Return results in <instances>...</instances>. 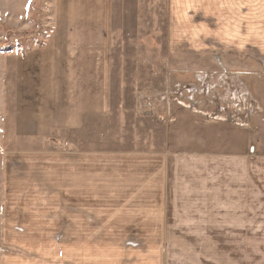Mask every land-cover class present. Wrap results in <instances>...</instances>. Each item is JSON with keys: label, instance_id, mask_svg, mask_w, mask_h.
Listing matches in <instances>:
<instances>
[{"label": "rangeland", "instance_id": "obj_1", "mask_svg": "<svg viewBox=\"0 0 264 264\" xmlns=\"http://www.w3.org/2000/svg\"><path fill=\"white\" fill-rule=\"evenodd\" d=\"M138 1L113 34L110 93L103 74L67 71L78 47L49 50L64 37L51 0L23 19L15 0L0 20V264H264V219H251L264 194L248 204L231 167L224 182L215 163L184 165L185 152L216 162L247 141L264 156V16L242 14L236 36L253 32L250 43L226 41L214 19L190 40L168 32L169 0H141L144 27Z\"/></svg>", "mask_w": 264, "mask_h": 264}, {"label": "crops", "instance_id": "obj_2", "mask_svg": "<svg viewBox=\"0 0 264 264\" xmlns=\"http://www.w3.org/2000/svg\"><path fill=\"white\" fill-rule=\"evenodd\" d=\"M129 1L130 0H51L50 2L51 11L54 12L56 16L55 34H59L60 36L64 34V37H61L60 39L56 35V37L59 38L58 40H55V37H53L49 50L53 48V44L55 48H58V53H60V49H62L64 52L63 47H66L68 50L78 47L79 53L77 52V57L75 55V58L72 59L73 62H70V64L66 63L67 71L69 73L73 72L79 77H94L96 75L103 74L105 79L109 78L110 80V85L107 89L109 93L110 86L112 85V64L110 61H112L113 54L110 53V50L115 39L113 38V34L117 29L122 31L128 29L127 26H129V23L126 20L128 19L127 6ZM156 1L160 3V0ZM14 2L15 0H0V20L5 17V14L8 17L14 14L12 11H10V9H8L9 5L10 7L12 6L13 10L16 9V6L17 8L22 7V15L19 14L17 16L18 19H23V17L31 12L33 6L36 4V0H18V5L13 6ZM149 5L150 4L141 2V0L138 1L137 10L142 15L139 17V19L143 22L141 27H144L146 24L147 20L145 19H147L146 13L148 12ZM167 6L169 7V15L171 16V20L173 22V24L167 26V29H169L168 32H172L173 30L175 37H185L186 39L190 38V40L196 39V37L199 38L200 34H208L203 23H208L209 20L212 21V19H214L218 21L220 25H222L220 36L223 39L226 41H231V38H237V43H242L247 40L248 42L245 43H250L251 40L255 39L253 32L250 33L249 36L244 35L241 38L243 39L241 41L239 40L240 37L236 36V34H239V32L235 31V29L238 30L240 27V24L243 20L242 14L244 12H252L259 14L260 16H264V0H169ZM151 11H155V9H151ZM225 15H229V17H226ZM120 16L121 21H119ZM117 17H119L118 23H120V26H117ZM193 22H200L199 24L201 25H195ZM194 28H196L198 31H193ZM62 29L66 30L65 33L61 31ZM178 33L180 34L178 35ZM121 36H124V32L121 33ZM126 36L128 38V34ZM87 40H89V43L86 44ZM47 53H51V51ZM58 53H56L59 55L57 58H60L61 55ZM50 57L51 55H49V57L45 56L44 54L42 55V63L41 65L38 64L37 66V72L40 74V77L41 74H44V72L46 74V71L51 67L49 63ZM67 58L68 57H66L65 61L69 60ZM86 60L89 62L83 64V62ZM53 66H55V64H53ZM99 71L102 73H99ZM78 110L83 109L78 108ZM83 112L84 113L79 114V117H84L87 115L84 110ZM78 119L79 118L75 119L77 123ZM258 122L259 121H257V123ZM248 129L249 130H245L244 132H251V128L248 127ZM14 132L17 135H19V133H23V131L18 130L17 127L14 128ZM25 134L29 136L33 135L31 131L28 132L27 130ZM253 145L254 144H252L250 141H247L245 151H231L237 153L234 155L220 154V157L217 156L218 158L216 162H214V158L202 153H198L201 154L198 155L193 151H188L184 153V165L185 167L189 165L192 160L195 159V157L201 158V169L199 168V171L203 173L206 171L207 165H210V163H215L217 166V172L219 173V180L224 182V176L229 174L228 169L231 167V170L234 174V176L231 175V180L235 181L234 192L236 191V184L242 187V189L245 191L244 193L248 195L247 203L252 205L254 201H258L256 196L257 193L264 194V156L262 153L258 152L257 149L259 147L257 145ZM240 153H244L245 155H241ZM166 158L167 157H164V160H162L159 164L161 170L163 168L169 167L162 165ZM178 161L179 163H182L183 157H179ZM146 166L147 164L145 163V167ZM189 169L191 170V173H193L195 170H192V166H190ZM119 172L122 173L121 170H119ZM205 176L208 177L209 175L206 174ZM160 178L162 183H165L161 174ZM80 182L82 181H78V179L75 177L73 185L76 186L77 184H81ZM206 184H209V182ZM191 185L190 186L194 191L195 186L192 180ZM118 187L122 186L117 185V188ZM155 199H157V197L154 198L153 204L155 203ZM236 200H239V198L236 197L235 200L231 198L230 203L236 205ZM260 201L264 202V199H260ZM209 202L214 206L221 205V203L215 202L214 200H209ZM171 203L176 204V200L175 202ZM157 204L158 206L163 205L160 197L157 199ZM161 209L162 207H160V210ZM218 209H220V207ZM254 210L255 216L251 218L252 220L255 221L258 219H264V208L254 207ZM34 217L35 215L31 214V220H33ZM152 218L154 219V224L159 220V216H157V214H154L153 217L145 214L144 220ZM196 218L197 216H192L188 220L197 221ZM220 223L215 224L211 229L207 230V232L212 231L215 227H218ZM42 251L46 252V249L42 247ZM66 251L67 254L70 252V250L67 249ZM61 253L62 255L64 254L63 252ZM1 261L3 262V259ZM4 262L5 264H20L18 260L12 261L8 257H5Z\"/></svg>", "mask_w": 264, "mask_h": 264}]
</instances>
